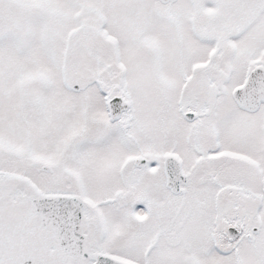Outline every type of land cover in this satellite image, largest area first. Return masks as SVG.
Here are the masks:
<instances>
[{
    "label": "snow or ice",
    "instance_id": "1",
    "mask_svg": "<svg viewBox=\"0 0 264 264\" xmlns=\"http://www.w3.org/2000/svg\"><path fill=\"white\" fill-rule=\"evenodd\" d=\"M0 264H264V0H0Z\"/></svg>",
    "mask_w": 264,
    "mask_h": 264
}]
</instances>
